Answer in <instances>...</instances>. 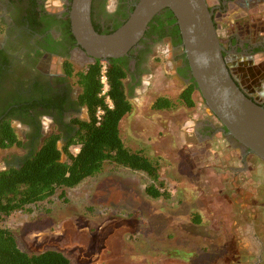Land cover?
I'll return each mask as SVG.
<instances>
[{"label":"rangeland","instance_id":"obj_1","mask_svg":"<svg viewBox=\"0 0 264 264\" xmlns=\"http://www.w3.org/2000/svg\"><path fill=\"white\" fill-rule=\"evenodd\" d=\"M221 18L217 10L214 20L223 43L228 34ZM180 53L183 48L158 44L145 87L140 83L133 91L128 78L134 111L120 125L127 148L159 161L171 198L149 197L146 174L106 163L78 186L0 216L22 251L57 250L76 264H251L264 242V163L254 156L245 159L221 134L213 141L197 137L207 120L219 122L198 92L192 109L152 110L159 97L178 100L183 83L172 69ZM226 60L234 64L232 57ZM21 153L16 147L0 150V172L7 168L3 160ZM194 214L201 224L193 222ZM250 246L245 262L243 249Z\"/></svg>","mask_w":264,"mask_h":264},{"label":"flooded vegetation","instance_id":"obj_2","mask_svg":"<svg viewBox=\"0 0 264 264\" xmlns=\"http://www.w3.org/2000/svg\"><path fill=\"white\" fill-rule=\"evenodd\" d=\"M72 1L0 0V124L10 123L23 143L16 147L23 153L12 154L3 160L6 170L20 168L41 148L45 139L55 132L62 135L59 145L62 143L63 148L78 129L75 122L89 118L87 109L79 104L80 88L75 84V79L68 76L65 67L68 61L79 72L94 64L73 34L70 20ZM139 1L94 0V29L100 34L113 33L128 20ZM228 1L216 0L213 5L208 4L215 13L223 9ZM262 2L264 5V0ZM164 24L162 31L156 27L152 35L146 33L138 46L124 57L134 77L132 89L140 86V83L145 87L149 64L155 59V46L165 44L172 47L173 51L182 49L173 44L177 39L172 35L175 25ZM222 44L226 48V59L240 50L245 54H264V44L259 42L251 44L231 38ZM186 60L184 54H178L174 58L172 70L176 80L189 84L192 76L187 70ZM181 71L185 72L186 77ZM246 93L264 105V96L260 101L256 95ZM223 129L220 122L207 120L199 126L197 137L213 141L221 134L231 148L244 156L241 145L231 137H226ZM251 156L254 155L247 154L245 159ZM245 169H248L247 162ZM261 244L248 263L264 264L263 239ZM251 249V246L243 249L247 252L243 261L250 259L248 255L252 253Z\"/></svg>","mask_w":264,"mask_h":264},{"label":"trees","instance_id":"obj_3","mask_svg":"<svg viewBox=\"0 0 264 264\" xmlns=\"http://www.w3.org/2000/svg\"><path fill=\"white\" fill-rule=\"evenodd\" d=\"M164 22L170 26L175 25L172 35L177 39L173 44L183 48L177 19L170 9L162 11L154 18L148 27L147 35H152L156 27L158 31H162ZM184 58L186 59L185 55ZM105 65L109 85L107 96L112 106L107 103V97L102 95L101 78L104 64L101 61H96L79 72H76L70 62H65L68 76L74 78L75 84L80 88L79 104L87 109L89 118L75 122L78 129L63 148L59 147L62 135L55 132L45 139L41 148L20 168L0 172V216H10L14 212L24 211L29 206L44 202L58 189L74 188L85 179L99 174L106 163L146 174L151 181L146 187L149 197L171 198L160 177L159 161L149 158L142 151H132L127 148L121 137V122L134 111L132 93L128 91L126 84L128 78L133 77L129 62L125 58L111 59ZM187 70L191 74L189 65ZM183 71L181 73L186 77ZM181 83L183 88L177 101L168 97H159L152 104V110L171 111L178 106L194 108L195 94L199 93L194 79L192 78L189 84ZM99 109L104 111L100 120L97 117ZM22 144L21 138L12 129L10 123L2 122L0 149H11ZM73 148L79 151L75 153ZM192 217L195 224L202 223L199 214H194ZM0 264L76 263L57 250H46L41 253L22 251L15 233L0 224Z\"/></svg>","mask_w":264,"mask_h":264},{"label":"water","instance_id":"obj_4","mask_svg":"<svg viewBox=\"0 0 264 264\" xmlns=\"http://www.w3.org/2000/svg\"><path fill=\"white\" fill-rule=\"evenodd\" d=\"M92 5L93 0H73L70 11L73 34L92 63L127 57L154 18L170 9L191 76L207 108L224 126V135L241 145L244 158L250 154L264 163V105L254 101L232 75L207 0H140L128 20L110 34L94 29Z\"/></svg>","mask_w":264,"mask_h":264},{"label":"crops","instance_id":"obj_5","mask_svg":"<svg viewBox=\"0 0 264 264\" xmlns=\"http://www.w3.org/2000/svg\"><path fill=\"white\" fill-rule=\"evenodd\" d=\"M221 15V26L226 29L227 39L264 44V5L262 0H229ZM226 39V40H227ZM231 57L234 64L227 62L232 75L246 92L251 91L257 97L264 94V54H245L234 52ZM255 82V84H254ZM257 82V83H256Z\"/></svg>","mask_w":264,"mask_h":264},{"label":"built area","instance_id":"obj_6","mask_svg":"<svg viewBox=\"0 0 264 264\" xmlns=\"http://www.w3.org/2000/svg\"><path fill=\"white\" fill-rule=\"evenodd\" d=\"M103 64H104V68H103L102 78H101V83L103 85L102 95L107 97V103L110 106H112V102H111L110 98L107 96V94L109 92V85H108V79H107V76H106V65H105L106 63H103ZM103 114H104V111L99 109L98 112H97V117H98L99 120L101 119ZM76 151L78 152L79 149H77Z\"/></svg>","mask_w":264,"mask_h":264}]
</instances>
